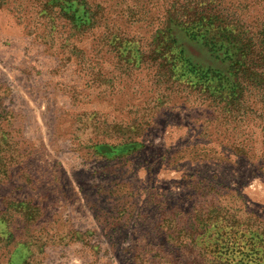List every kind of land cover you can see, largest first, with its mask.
Returning a JSON list of instances; mask_svg holds the SVG:
<instances>
[{
	"label": "rangeland",
	"instance_id": "1",
	"mask_svg": "<svg viewBox=\"0 0 264 264\" xmlns=\"http://www.w3.org/2000/svg\"><path fill=\"white\" fill-rule=\"evenodd\" d=\"M167 1L0 0V264H264V106L171 76Z\"/></svg>",
	"mask_w": 264,
	"mask_h": 264
},
{
	"label": "trees",
	"instance_id": "2",
	"mask_svg": "<svg viewBox=\"0 0 264 264\" xmlns=\"http://www.w3.org/2000/svg\"><path fill=\"white\" fill-rule=\"evenodd\" d=\"M251 2L258 12L245 21L244 3L170 0L173 17L156 30L169 47L171 76L232 113L264 106V0Z\"/></svg>",
	"mask_w": 264,
	"mask_h": 264
}]
</instances>
